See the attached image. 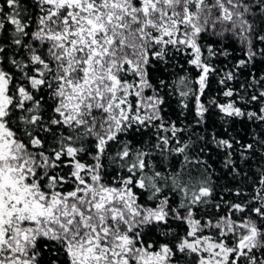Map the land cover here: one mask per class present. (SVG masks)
Masks as SVG:
<instances>
[{"label":"snow or ice","instance_id":"snow-or-ice-1","mask_svg":"<svg viewBox=\"0 0 264 264\" xmlns=\"http://www.w3.org/2000/svg\"><path fill=\"white\" fill-rule=\"evenodd\" d=\"M0 264H264V0H0Z\"/></svg>","mask_w":264,"mask_h":264}]
</instances>
